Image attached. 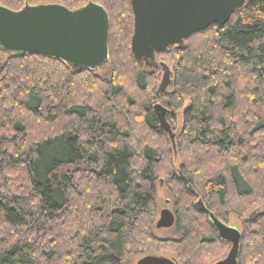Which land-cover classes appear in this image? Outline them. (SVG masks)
<instances>
[{
    "label": "trees",
    "instance_id": "16d2710c",
    "mask_svg": "<svg viewBox=\"0 0 264 264\" xmlns=\"http://www.w3.org/2000/svg\"><path fill=\"white\" fill-rule=\"evenodd\" d=\"M91 3L109 17L99 69L0 48V264H132L147 254L216 264L232 244L210 214L242 221L237 264H264V209L253 217L264 202V0H247L226 25L153 64L132 55L131 0ZM161 63L171 68L170 91L160 90ZM155 104L167 111L166 128ZM162 174L176 195L174 239L155 235Z\"/></svg>",
    "mask_w": 264,
    "mask_h": 264
},
{
    "label": "water",
    "instance_id": "95a60500",
    "mask_svg": "<svg viewBox=\"0 0 264 264\" xmlns=\"http://www.w3.org/2000/svg\"><path fill=\"white\" fill-rule=\"evenodd\" d=\"M247 0H131L134 34L131 51L137 62L153 64L157 53L182 44L191 35L211 26L223 27ZM109 17L100 5L89 3L79 10L62 5L26 6L19 12L0 7V48L4 53L37 54L61 59L76 69H99L108 63ZM164 75L160 90L171 84L172 72L161 63ZM162 126L166 109L154 105ZM202 207V204L199 203ZM224 241L231 242L229 255L216 264H237L240 232L209 215ZM176 224L173 211L164 209L156 229ZM136 264H178L175 260L146 255Z\"/></svg>",
    "mask_w": 264,
    "mask_h": 264
},
{
    "label": "rangeland",
    "instance_id": "374dc122",
    "mask_svg": "<svg viewBox=\"0 0 264 264\" xmlns=\"http://www.w3.org/2000/svg\"><path fill=\"white\" fill-rule=\"evenodd\" d=\"M11 55H14V54L7 53L4 56L7 57V56H11ZM170 70H171V68H170ZM163 75H164V72H162L161 77L159 79V85L162 83ZM171 82H172V78H171ZM167 90L170 91L171 87L169 86ZM153 97L156 99V92L151 93V98H153ZM181 114H182L181 112L177 114V119H178L179 125H181V123H182ZM175 163L177 166L180 165V160L176 156H175ZM175 200H176V195L173 192V190L171 189V185H169V183H168V176H166L165 174H162L158 183H157V192H156V202H157V207H158L157 221L160 217V213L162 210H164V209H169L171 211L174 210ZM263 209H264V202L258 203L257 206L255 207L254 211H253V212H255L253 217L256 216V214H258L259 212L263 211ZM157 221H156V223H157ZM227 223L229 226H234V228H236L237 231H239L241 229L242 221L236 215H231L230 218L228 219ZM155 235H156V237H158L160 239H174V238L179 237L175 228L161 229V230L155 229ZM147 255L164 256V257H167V258H170L173 260H175L176 256H177L176 254H147ZM144 256H146V255H144ZM144 256L137 258L132 264H136L137 261ZM57 264H69V263L59 262Z\"/></svg>",
    "mask_w": 264,
    "mask_h": 264
},
{
    "label": "flooded vegetation",
    "instance_id": "af4514ba",
    "mask_svg": "<svg viewBox=\"0 0 264 264\" xmlns=\"http://www.w3.org/2000/svg\"><path fill=\"white\" fill-rule=\"evenodd\" d=\"M90 3H91V0H90ZM166 89H168V87H167ZM166 89H165V90H166ZM173 213H174V212H173ZM173 228H174V227H173Z\"/></svg>",
    "mask_w": 264,
    "mask_h": 264
}]
</instances>
